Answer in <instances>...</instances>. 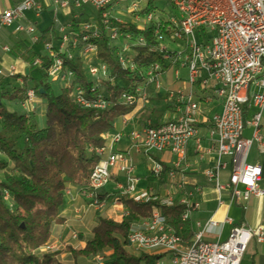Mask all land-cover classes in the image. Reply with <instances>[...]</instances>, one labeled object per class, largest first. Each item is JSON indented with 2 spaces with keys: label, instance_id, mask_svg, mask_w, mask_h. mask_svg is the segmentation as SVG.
Masks as SVG:
<instances>
[{
  "label": "built area",
  "instance_id": "obj_1",
  "mask_svg": "<svg viewBox=\"0 0 264 264\" xmlns=\"http://www.w3.org/2000/svg\"><path fill=\"white\" fill-rule=\"evenodd\" d=\"M39 0H18L17 4L0 14V27L15 26V32L25 33L33 45H41V55L49 61L48 78L54 83L66 85V76L58 73V62L61 58H73L75 50H82V60L91 59V73L86 75L90 83L85 86L77 80L76 88L71 89V100L85 109L102 110L110 107L102 89V83L109 79L108 68L96 62L97 47L89 45V39L82 46H75V38L79 25H89L92 36L101 39L102 30L115 29V37L119 40V50H128L127 42H144L143 35L134 31H147L141 28V17H149L151 28H160V35H155V46L168 50L164 65L167 70L174 71L175 80L180 79V70L187 72L186 82L190 90H165L164 104L172 111L171 120L153 125L150 122L141 130L133 131L130 135L129 151H119L116 146L122 139L120 132L105 135V145L96 150L99 160L91 172L86 187L77 191V195L86 200L85 211L92 215L108 207L109 194L101 193L114 178V173H122L125 177L123 186H116L112 193L110 204H120V197H126V191H134V202L149 203L159 200L160 204L170 207L174 203L183 205L185 212L182 221L189 219L192 210L198 208L195 196L199 188L185 189L182 181L173 184V192L160 196L148 189H138L139 179L135 175V165L132 154H142L148 161V173L155 180L162 175L163 165L154 158L155 153L169 152L174 157L170 169L172 181L177 170L186 165L187 148L191 141L195 145V153L203 160L212 152L215 155L213 165L204 171L206 179L213 185L221 203V193L229 190L231 202L247 201L249 198L264 197V187L259 182L262 169L257 165L247 163V156L252 143L261 147L264 140L260 131V122L264 116V0H205L208 11L194 9L197 0H168L174 10L173 14H162L150 10L147 0L126 2L120 0L117 14L108 11L109 0H52L58 9L74 11L69 22L57 28L58 37L52 35L42 37L35 25L28 22L25 12L34 10L39 14ZM128 5L122 7V4ZM88 8L94 13L88 22L74 28L72 20L78 18V11ZM99 15V17H95ZM99 18V19H98ZM120 26H123V30ZM186 26L198 28V38H190ZM205 33H213V42H205ZM175 46L176 48H174ZM194 49L196 63H187L186 50ZM6 53L11 50L4 47ZM34 67H42L44 59L35 56L32 59ZM166 70V71H167ZM136 72L135 69L128 70ZM165 71V72H166ZM161 66H149L139 73L140 82L133 96L119 98L121 104L136 106L142 101V86L150 85V89L160 90V77L165 74ZM15 76V68L8 71L0 70L1 77ZM220 85H227V101L221 103V111L214 114L210 122L211 146L205 148L201 140L193 138L194 127H199L202 108L197 92L198 86L204 93L211 91L213 97L219 100ZM28 100L24 102V110L34 105L35 94L28 90ZM206 99V98H205ZM179 104H186V111H179ZM252 109L249 119L244 116V109ZM208 121V120H207ZM246 126L253 129L249 139L243 137ZM229 159L230 177L227 183L220 182V172L228 164L222 161ZM242 187V189H240ZM72 188H67L65 194L73 195ZM158 219H139L131 224L127 235V244L136 253H162V260L155 264H240L248 243L254 240L257 244L264 243V228H251L245 224L235 226L223 242L206 241L204 235L209 229L215 228L216 223L208 220L193 236L185 249H180L182 240L166 223V218L157 209ZM226 222H229L226 219ZM140 227H149L154 231V238L142 237ZM77 235H72V239ZM102 262L103 258H94Z\"/></svg>",
  "mask_w": 264,
  "mask_h": 264
},
{
  "label": "trees",
  "instance_id": "obj_2",
  "mask_svg": "<svg viewBox=\"0 0 264 264\" xmlns=\"http://www.w3.org/2000/svg\"><path fill=\"white\" fill-rule=\"evenodd\" d=\"M152 3L149 0L151 9ZM92 16L94 13L88 8L80 9L78 18L72 20L74 28ZM101 30L96 62L108 68L109 79L102 83L104 94L111 102L106 109H85L74 103L70 88L60 87L48 78L49 61L41 54L35 56L44 59L42 67H34L30 62L28 73L21 75V85L6 83V77L0 78V264H155L160 256L134 255L127 244L131 224L149 218L154 209H160L182 243L193 236L189 221H182L183 205L174 203L165 207L159 200L144 204L121 196L119 200L124 209L121 220L115 221L97 212L84 245L66 247V262L60 261L61 252L41 251L52 241L53 229L65 222L62 216L65 190L80 191L86 187L99 160L96 150L105 145V135L113 133L118 119L135 107L121 104V94L132 91L141 81L139 73L152 64L158 62L164 72L167 70L157 51H151L156 44L151 27L143 32L134 31L146 40V46L138 47L132 60L138 72L121 68L118 47ZM67 64L79 82L90 85L79 57ZM28 90L34 91L39 102L32 105L31 112L3 106V101L23 104ZM40 105L44 116L41 126L31 118ZM167 171L164 167L160 183L167 177ZM150 179L155 180L152 176ZM5 194L9 196L8 202ZM113 197L115 194L106 199L111 202ZM106 253L109 254L106 256ZM100 254L104 257L98 263L94 258Z\"/></svg>",
  "mask_w": 264,
  "mask_h": 264
},
{
  "label": "crops",
  "instance_id": "obj_3",
  "mask_svg": "<svg viewBox=\"0 0 264 264\" xmlns=\"http://www.w3.org/2000/svg\"><path fill=\"white\" fill-rule=\"evenodd\" d=\"M17 2L18 0H0V14L12 8ZM38 7L39 14H36L35 9L25 12L26 20L35 25L42 37L47 38L49 35H52L54 40L57 39L59 35L57 32L58 26L69 22L74 11L60 10L54 5L52 0H39ZM59 15L64 17V22L59 21ZM4 47H8L11 52L6 53ZM41 53V45H33L27 34L15 32V26L0 27V70L8 71L11 67L15 68V76L6 77V83L21 85V75L28 73L29 64L35 57V54ZM168 71L169 70L163 74L165 76L162 79L160 90L155 91L152 88L150 89V85H147L146 92L149 95V99L145 101V104L141 106L136 105L130 113L122 116L116 122L113 133L120 132L122 134V139L116 146L119 151H129L131 133L141 130L148 122L156 125L171 120L173 117L172 111L164 104L165 90H190L191 87L185 80L187 75L185 69L180 70L179 80H175L171 75L168 77ZM181 71H185L184 76H181ZM192 90L197 92L196 94L199 97L202 108V115L200 116L198 127L199 140H201L202 146L207 148L212 144L209 120L214 114H218L221 111V101L213 97L210 90L202 93L199 91L198 86H194ZM8 104L12 106L15 105L13 103ZM18 106L23 111L22 107H24V103ZM252 112V109L247 110V114L244 115L245 118L249 119ZM260 131L264 140V116L260 122ZM252 132V127L246 126L243 131V137L246 139L251 138ZM154 158L162 163L163 168L166 167L168 169L167 177L162 183L158 180L150 179L148 161L144 155L132 154L135 173L139 174L136 175L139 179L137 187L138 189H148L152 191V193L160 196L166 195L169 191L173 192V184L179 181L184 183L185 189L199 188V192L195 196V201L199 206L197 209L192 210L188 219L193 236L200 230V228L197 227V223L202 227L208 220H213L216 223V227L209 229L208 233L204 235V240L211 242L225 241L232 228L241 224H245L251 228H264V197H251L247 201H241L240 203L231 202L230 191L225 190L221 193V203L219 204L216 190L204 175V171L211 167L215 160L213 152L203 160H199L195 153L194 142L191 141L187 148L186 165H184L182 170L176 171V176L173 181L169 179L170 177L168 175L169 170L173 167V155L169 152L155 153ZM222 161L227 163L228 166L220 172L219 179L221 183H227L230 177L229 159L223 157ZM247 163L257 165L262 169V176L259 184L261 187H264V146L261 147L256 142L252 143L248 152ZM123 184L124 178L119 174L101 190V193L112 195L115 191V185L121 186ZM240 189H242V187H240ZM72 192L73 195L71 197H65L64 209L62 211L65 222L60 225V228L64 227L65 229H61L63 230L62 232H57L58 236L60 234L70 236V234L76 230L80 234L83 233L87 229L84 224L87 217L90 220L89 226L92 227L94 222L95 214L92 215L85 211L86 200L78 196L75 189H73ZM101 212V216L120 221L124 209L120 202L118 205L111 204L106 210ZM226 219H228L229 222H226ZM80 234L77 235V238L78 242L81 244L80 246H83L84 243L83 241L81 242L82 236ZM52 236H54V232ZM193 236L188 241L182 243L180 249H185L192 241ZM240 264H264V243L257 244L254 240H251L247 245Z\"/></svg>",
  "mask_w": 264,
  "mask_h": 264
},
{
  "label": "bare ground",
  "instance_id": "obj_4",
  "mask_svg": "<svg viewBox=\"0 0 264 264\" xmlns=\"http://www.w3.org/2000/svg\"><path fill=\"white\" fill-rule=\"evenodd\" d=\"M134 1L136 0H126V2H134ZM147 2H149V0H147ZM119 5H120V0H109L108 1V11H110V14H115V12H117V6ZM194 9H196L197 11H208V4L206 3L205 0L194 1ZM150 10H153V9L150 8ZM149 27H150L149 17H141V28L148 29ZM105 32L107 33V36L109 37L110 41L118 47L117 56H118V63L121 66V68L123 70L135 69V66L132 60L135 58L136 49L138 47L146 46V43L127 42L128 50L121 51L119 50V40H112V38L115 37V29L107 28ZM186 33H190V38H198V28H193V26H186ZM155 35H160V28H151V36L154 41H155ZM85 39H89V45L92 47H97V50H98L99 38L96 36H92L90 26L89 25H79L78 32L75 38V46H82V42H84ZM205 42H213V33H205ZM151 51L153 52L157 51V53L159 54L161 58L162 63H165V57H168V50H162L161 48H153ZM128 52L131 53L132 55L126 54ZM76 57H79L80 60H82V50H75L73 58H61V61L58 62V73H60V75L66 76V85H62V87L64 88H70V89L76 88V77H73V74H71L75 72L67 64V63H72L74 59H76ZM186 60H187V63H196V53L194 52V49L186 50ZM82 65H83L84 74L90 75L91 59H83ZM154 66H161V65L160 63L156 62L154 63ZM136 72H138L137 69H136ZM140 73H143V71ZM146 86L147 85L142 86V101H147L149 99V95L146 92ZM136 88L137 86L132 91H126V96H133L134 90H136ZM70 98H71V94H70ZM120 98H123V93L121 94ZM27 100H28V92H27ZM219 100L221 101V103H226L227 85H220ZM125 105H130V104H125ZM179 111H186V104H179ZM193 138H196V140H199L198 127H194L193 129ZM119 174L122 175V173H114V177ZM168 175L170 177V170L168 172ZM122 176L124 178V184H125V177L124 175ZM126 196L129 199H134V191H126ZM149 218L158 219L157 209H154L152 211ZM132 224H135V222H133ZM140 234L142 235V237L154 238V231H150L149 227H140ZM149 255H158L160 257L156 261L162 260V253H149ZM96 258H102V257L97 256Z\"/></svg>",
  "mask_w": 264,
  "mask_h": 264
},
{
  "label": "rangeland",
  "instance_id": "obj_5",
  "mask_svg": "<svg viewBox=\"0 0 264 264\" xmlns=\"http://www.w3.org/2000/svg\"><path fill=\"white\" fill-rule=\"evenodd\" d=\"M128 5V3H126V4H122V7H126ZM152 6H153V10H157V11H159L160 13H162V14H166V15H168V14H173L174 13V10H173V8H172V5L169 3V1L168 0H153V3H152ZM151 8V7H150ZM115 14H117V12H115ZM58 19H59V21H63L64 22V17L62 16V15H59L58 16ZM174 48H176L175 46H173ZM126 54H130V55H132L131 53H126ZM129 55V56H130ZM118 57V56H117ZM184 74H185V71H181V76H184ZM186 74H187V72H186ZM168 77H169V75H171V76H173L174 77V71L172 70V69H170L169 71H168ZM165 75H163V76H161L160 78V83H161V85H162V79H163V77H164ZM59 85V84H58ZM61 87V86H60ZM174 89V88H173ZM34 103H39L37 100H36V98H35V100H34ZM143 103L142 102H139L138 104H137V106H141ZM3 106L4 107H6V108H8V109H13V110H21V108H19V106L18 105H14V106H12V105H9L8 103H6V102H4L3 101ZM28 109L27 110H24V108H22L23 109V111H26V112H31V110H32V108H31V106H29V107H27ZM32 121L33 122H36L38 125H43V123H44V116H43V105H40L39 106V111L36 113V115L34 116V115H32ZM135 175H139L138 173L136 174L135 173ZM2 179V176L0 175V180ZM65 197H66V194H65ZM68 197V196H67ZM4 199L8 202L9 201V196L7 195V194H5L4 195ZM111 202H109L108 203V207L111 205L110 204ZM104 210H106V208L105 209H103V210H101L102 212L104 211ZM100 211V212H101ZM100 212H98V213H100ZM101 212V213H102ZM85 226L87 227V229H86V231H84L83 233H78V231L76 230L75 232H72L71 234H70V236H64V235H57V232L59 233V232H62L63 230H61V229H63V228H60V225L59 226H57V227H55V229H53V232H54V236H52V241L50 242V244H48L46 247H44L41 251H43V252H54V251H58V252H61V254L59 255V259H60V261H62V262H66L67 261V252H66V247H68V246H80L81 244L78 242V238H75V239H72V235H73V233H74V235H78V234H80L81 236H82V240H81V242L84 240V239H87L88 237H89V235H90V231H91V226H89V224H90V220L88 219V217H87V219H86V221H85ZM84 228V227H83ZM65 229V228H64ZM61 230V231H60ZM87 233V234H86ZM52 235H53V233H52ZM57 235V236H56ZM48 247V248H47ZM128 249H129V251L131 252V253H133L134 255H140L141 253H136L132 248H130L129 246H128ZM46 250V251H45ZM49 250V251H48ZM109 253H106L105 255L107 256ZM97 256H101V257H104V255L103 254H100V255H97ZM94 261H96V260H94ZM98 263H100V262H98Z\"/></svg>",
  "mask_w": 264,
  "mask_h": 264
}]
</instances>
